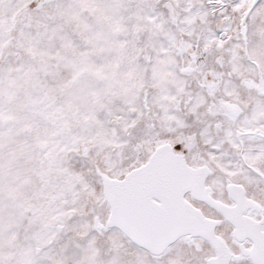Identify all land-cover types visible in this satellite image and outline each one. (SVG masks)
Returning <instances> with one entry per match:
<instances>
[{"label": "snow or ice", "instance_id": "1", "mask_svg": "<svg viewBox=\"0 0 264 264\" xmlns=\"http://www.w3.org/2000/svg\"><path fill=\"white\" fill-rule=\"evenodd\" d=\"M0 264H264V0H0Z\"/></svg>", "mask_w": 264, "mask_h": 264}]
</instances>
